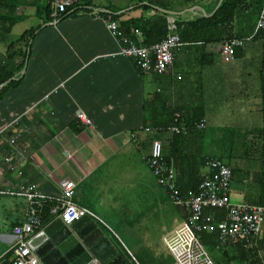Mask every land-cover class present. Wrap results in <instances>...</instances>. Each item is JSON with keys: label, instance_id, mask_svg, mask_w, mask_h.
<instances>
[{"label": "crops", "instance_id": "crops-1", "mask_svg": "<svg viewBox=\"0 0 264 264\" xmlns=\"http://www.w3.org/2000/svg\"><path fill=\"white\" fill-rule=\"evenodd\" d=\"M219 3L76 0L55 22L47 14L48 6L53 9L49 0H0V264H15L14 228L27 220L28 201L16 192L34 184L41 193L58 198L59 182L65 178L76 183L74 202L95 215L93 221L127 264H176L164 237L187 219L188 211L172 204L146 157L156 136L165 160L176 151L208 156L206 139L194 130L175 143L171 132L151 135L143 129L168 128L180 110L189 117L204 116L205 130L216 116L250 120L237 123L240 134L252 136V143L238 153L241 160L234 157L231 199L264 206V41H248L233 61L225 62L221 43H206L211 30L188 29L186 45L175 51L171 68L163 74H143L132 58L119 54L123 43L103 19L115 20L122 28L160 11L178 33L176 22L211 18ZM256 24L241 12L235 35L250 37ZM34 30L32 37L22 39ZM137 37L143 41L140 32ZM13 137L15 144L10 142ZM175 168L177 178L183 175L182 166ZM169 204L177 211L166 225V214L173 213ZM204 215L215 222L227 220L223 209L206 208ZM55 220L38 229L34 238ZM154 221L162 223L167 254L151 249L147 241L145 230ZM136 230L143 241L132 244L123 233ZM200 234L217 264L264 262V226L250 248L230 240L224 250H217L216 227ZM134 245L142 246L140 256Z\"/></svg>", "mask_w": 264, "mask_h": 264}, {"label": "built area", "instance_id": "built-area-1", "mask_svg": "<svg viewBox=\"0 0 264 264\" xmlns=\"http://www.w3.org/2000/svg\"><path fill=\"white\" fill-rule=\"evenodd\" d=\"M49 2L53 5L51 16L56 22L75 6L76 0H49ZM103 19L112 36L123 43L119 54L132 58L143 74L166 73L173 65L175 51L186 45L180 35L176 33L174 24L170 25L169 33L163 41L153 46H143L137 44L117 21ZM261 31H264V0L253 35L246 38H230L221 43L220 51L224 61H233L238 49L248 41L255 39ZM80 117L83 118V116ZM179 120H181V116L178 114L173 124L168 128L148 126L143 131L151 135H157L163 131L177 135L187 134L188 129L179 126ZM197 127L204 130L207 127V120L203 118ZM132 137L135 138L136 135ZM10 142L15 144L16 137L11 138ZM146 162L159 186L169 195L172 204L188 211L187 219L164 237V242L176 264H217L200 238V233L209 227H216L219 230L220 239L216 246L217 250H224L230 240L243 242L249 248L253 246V239L263 231L264 206L247 202L239 204L232 202L233 170L230 165L218 158L207 157L205 178L198 192L184 193L178 184L174 164L167 163L164 158V147L160 139L155 138L152 141L151 151L146 157ZM59 187L61 194L58 198L41 193L34 184L21 186L20 191L16 192L17 195L27 199L29 209L26 222L14 228V234L17 237L14 247L15 264L39 263L30 242L36 231L43 226V215L46 212L47 203L55 204L50 210V214L56 219L60 218L67 226L86 216L95 217L92 212L79 207L74 202L75 181L69 178L62 179L59 182ZM206 208L225 210L227 220L215 222L213 217L204 215ZM260 264H264V262Z\"/></svg>", "mask_w": 264, "mask_h": 264}, {"label": "trees", "instance_id": "trees-1", "mask_svg": "<svg viewBox=\"0 0 264 264\" xmlns=\"http://www.w3.org/2000/svg\"><path fill=\"white\" fill-rule=\"evenodd\" d=\"M263 0H223L221 6L218 8L216 13L211 18H201L196 22L181 23L176 22L177 32L179 33L182 41H186L185 38L186 31L188 29L195 30H211L213 36L210 40H207V44H217L222 43L226 39L230 38H242L235 35V25L238 15L242 12L246 15L248 13L249 17L253 20L257 19L262 8ZM144 10H149L151 7H143ZM51 6L47 7V14H51ZM122 28L125 32L139 45L143 46H153L161 41H163L169 33V22L168 15L157 11L154 16L148 17L143 16L140 19L134 20ZM37 30V29H36ZM28 32L24 34L22 39L30 38L34 35L35 31ZM139 32L143 36V41L140 42L137 34ZM256 39H262L264 41V31H261ZM238 55V52L237 54ZM263 96H264V83H263ZM181 120H179L178 125L182 128L188 129L189 131H196L197 135L201 138L206 139L205 129L201 130L197 127L200 121L205 118L204 116H192L189 117V113L180 110ZM174 121V120H173ZM171 126V125H170ZM187 134H173L172 142L177 143L180 140L186 139L189 135ZM159 139V136H156ZM200 151V149H199ZM207 157L218 158L228 165H232L234 158L225 161V157L220 155L219 157L213 155H202L197 154H184L183 152H174L168 158H166L167 163H172L174 166L178 165V168L182 166L184 170L183 175L178 177V184L184 193L194 192L197 193L201 183L205 178V173L202 174L203 170H206L205 160ZM177 162V165H176ZM233 170V177L235 173V168L231 166ZM55 206L54 203L46 204V212L43 215V226L52 222L55 217L50 214V210ZM42 226V227H43ZM201 235V234H200ZM201 237V236H200ZM247 254V253H246ZM246 256V260L248 259ZM241 264H243L241 262ZM255 264V261H252Z\"/></svg>", "mask_w": 264, "mask_h": 264}, {"label": "water", "instance_id": "water-1", "mask_svg": "<svg viewBox=\"0 0 264 264\" xmlns=\"http://www.w3.org/2000/svg\"><path fill=\"white\" fill-rule=\"evenodd\" d=\"M92 218L86 216L69 226L58 218L33 238L30 246L38 264H127Z\"/></svg>", "mask_w": 264, "mask_h": 264}, {"label": "rangeland", "instance_id": "rangeland-1", "mask_svg": "<svg viewBox=\"0 0 264 264\" xmlns=\"http://www.w3.org/2000/svg\"><path fill=\"white\" fill-rule=\"evenodd\" d=\"M214 108H220L219 104H215ZM230 116V115H229ZM228 120H226L223 116H216L211 119V123L206 129V143H205V152L206 154L213 155L216 157H219L222 155L225 157V161H229V159L236 158L240 159L241 154L243 151L241 149L244 148H250L248 146H251L252 143V136L247 134H240V129L237 128V126H240L239 123L242 122H250L247 118H237V117H228ZM248 144V145H246ZM252 151L247 150V154L251 153ZM237 159V160H238ZM241 160V159H240ZM166 196V195H165ZM166 198V197H165ZM168 204V201H166ZM170 208V212H176L177 209L172 206L171 204L166 205ZM169 213L166 214L165 224L169 223V219H171V215L174 214ZM162 226V223L158 221L151 222L147 225L146 235H147V241L152 244L151 249L158 250L162 254H167L166 246L161 238V231L160 228ZM126 240L130 241L132 244L134 243H142L143 241V234L141 231H128L123 233ZM139 240V241H138ZM140 249H143L142 246ZM139 247H136L134 245V251L138 256L142 254V251ZM147 249V248H146ZM165 264H169V261L166 260L164 262ZM163 263V264H164Z\"/></svg>", "mask_w": 264, "mask_h": 264}]
</instances>
